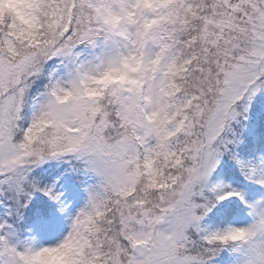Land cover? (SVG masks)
I'll list each match as a JSON object with an SVG mask.
<instances>
[{"label": "snow or ice", "instance_id": "snow-or-ice-1", "mask_svg": "<svg viewBox=\"0 0 264 264\" xmlns=\"http://www.w3.org/2000/svg\"><path fill=\"white\" fill-rule=\"evenodd\" d=\"M0 264H264V0H0Z\"/></svg>", "mask_w": 264, "mask_h": 264}, {"label": "clouds", "instance_id": "clouds-1", "mask_svg": "<svg viewBox=\"0 0 264 264\" xmlns=\"http://www.w3.org/2000/svg\"><path fill=\"white\" fill-rule=\"evenodd\" d=\"M3 7L7 8V5H4Z\"/></svg>", "mask_w": 264, "mask_h": 264}]
</instances>
